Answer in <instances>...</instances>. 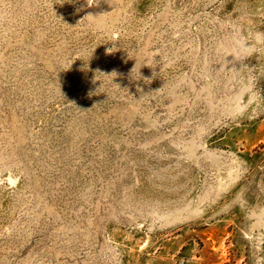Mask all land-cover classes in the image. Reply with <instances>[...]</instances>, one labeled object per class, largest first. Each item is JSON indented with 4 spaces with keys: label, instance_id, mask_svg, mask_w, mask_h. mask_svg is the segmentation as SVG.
Segmentation results:
<instances>
[{
    "label": "rangeland",
    "instance_id": "374dc122",
    "mask_svg": "<svg viewBox=\"0 0 264 264\" xmlns=\"http://www.w3.org/2000/svg\"><path fill=\"white\" fill-rule=\"evenodd\" d=\"M0 0V264H264V0Z\"/></svg>",
    "mask_w": 264,
    "mask_h": 264
},
{
    "label": "clouds",
    "instance_id": "9594fccd",
    "mask_svg": "<svg viewBox=\"0 0 264 264\" xmlns=\"http://www.w3.org/2000/svg\"><path fill=\"white\" fill-rule=\"evenodd\" d=\"M69 2H72V0H69ZM87 3H88V5H89V2H88V0H87ZM90 6V5H89Z\"/></svg>",
    "mask_w": 264,
    "mask_h": 264
}]
</instances>
